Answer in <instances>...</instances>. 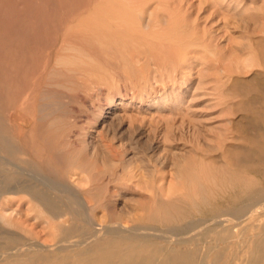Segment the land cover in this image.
<instances>
[{"label":"rangeland","instance_id":"374dc122","mask_svg":"<svg viewBox=\"0 0 264 264\" xmlns=\"http://www.w3.org/2000/svg\"><path fill=\"white\" fill-rule=\"evenodd\" d=\"M180 1L173 0L175 5ZM189 1L195 3L190 9H172L175 24L165 27V47L138 62L128 54L94 49L91 27L86 28L93 0H0V86L5 96L0 131L27 147L26 154L1 144L8 155L0 147V213L7 209L11 219L0 220V264H51L50 254L36 259L16 252L38 241L52 246L58 239L28 195H2L26 186L29 179L36 183L34 176L26 182L24 176L11 175L13 162L64 189L65 196L53 194L59 203L64 198L79 208L75 195H81L85 204L96 207L91 216L98 223L126 225L143 233L141 240L149 233L165 235L151 237L157 245L194 234L187 248L200 260L218 232L202 238L205 222L216 213H237L236 206L247 202V196L236 200L240 189L228 182L230 173L245 169L231 163V147L238 151L237 160L249 156L261 166V171L255 164L245 170L257 178L255 189H264V114L243 105L256 98L264 107V0ZM36 20L45 28L42 33L34 28ZM63 42L60 53L70 62L56 66V43ZM46 63L49 81L41 82L36 98L32 92ZM257 74L256 81H248ZM239 86L247 89L246 95L237 93ZM28 93L38 101L28 115L43 120L35 126L30 121L9 124L10 112ZM237 121L248 125L250 133ZM170 200L190 208L191 215L177 223L152 220L150 213ZM85 213H78V221L66 217L64 228L57 229L65 233L61 239L67 247L84 242L89 228ZM134 243L124 241L120 253L128 256L127 264H147L150 250ZM253 244L245 236L232 246L239 264H250Z\"/></svg>","mask_w":264,"mask_h":264},{"label":"bare ground","instance_id":"6f19581e","mask_svg":"<svg viewBox=\"0 0 264 264\" xmlns=\"http://www.w3.org/2000/svg\"><path fill=\"white\" fill-rule=\"evenodd\" d=\"M151 1H155L156 5L154 4L155 6H153ZM231 1L234 2V0ZM182 2L183 1L181 0L178 3V5H175V2H173V0H93L92 8H90L91 19L89 21V24L86 25V28L88 26L91 27L90 37L94 49L101 53L107 52V53H117V54L119 53L128 54L131 55L132 58L137 59L138 62H141L144 57H147V59L149 60V57L151 56L154 57L155 56L154 54L159 52V49L165 47V43L163 40L165 39L163 38V35L167 33L166 30L167 28L165 27L170 26V24L172 25L175 24L174 22L175 19L172 15L173 13L172 9H174L175 6L177 8H184L185 6L186 8H188L189 6L190 9L195 4V3H191L190 1L187 2L186 0V3L183 7V5L181 4ZM85 8L86 7L84 6L82 7V9L86 10ZM16 17L17 16H15V18ZM37 22L38 20L35 21L34 28L38 32L42 33L45 28L41 26V23L38 24ZM148 37H152V39H149ZM56 44L59 46V48H58L55 65L61 66L62 64L69 63L70 61H68L67 59L68 61L67 62L66 59L60 53L62 50L65 49V47L63 46L64 42L60 45L58 43ZM261 45H262V49H264V38L261 41ZM262 62L264 64V53L262 55ZM48 67L46 63L44 68L40 70V72L37 75V79H36L38 82V85L36 87L37 89L35 90L36 92H32L34 93L36 98L39 97L40 93L38 91L41 84L42 83L46 84V82L49 81L48 80L49 74L46 73ZM259 75L261 74H257L256 76H253V78L249 79L248 81L249 82L256 81L257 76ZM237 84H239L238 81ZM246 91L244 90V87L239 86L237 93L241 96H244L246 95ZM31 94L28 93L27 96H25V98L22 99L21 102L17 105V109L15 108V110L10 112L9 117L7 118L9 124L14 123L16 124V126H22L23 122L27 123L28 121H30L31 123L34 122V126H35L37 125L36 121L38 119L41 120L43 118V117L37 118L36 113H33L32 116L28 115V111L31 109V107L33 108L37 107V102H38L33 100L35 96L31 97ZM45 96L47 95L45 94ZM252 99H251L252 102L243 103V105L251 111L262 109V113L264 114V107L258 106L256 98L255 100ZM4 100H5L4 92L0 86V105H1L0 110L3 106ZM30 101H32V104L30 103ZM239 121L236 122L237 126H239V128L241 127L244 130L243 131L244 133L248 132L249 134L251 130L250 127L248 125H244V123ZM33 131L35 132V130ZM1 144H4V147L10 146L14 152L27 154V147L20 141V138L19 139L17 137L13 139L8 138L0 131V147ZM230 147L227 148L229 149ZM234 147H231V149L228 150V154L231 156L230 161L233 165L244 167L246 169V165L255 164L251 160L252 159L251 157L250 159L248 158L249 156L244 162H241V160L239 159L237 160L235 157L236 156L235 153H237L238 151ZM1 152L5 155L9 154V152L5 148L2 149V147H1ZM12 165L13 168L11 171L12 173L10 172L11 175L18 174L22 177L24 176L26 178V182L30 181V183H28L26 186L23 187L22 186L17 187L16 189L10 188L5 192H3L2 195H7V194L19 195L21 193L28 195L32 199V201H35L36 203L35 206L39 208L40 213H45L46 222L51 223V226L56 230V233L54 234L56 238H58L57 242L54 245L52 244V246L45 244L41 241H38L35 243V245L30 246L27 249L20 248V250L16 252V255L36 258V259L39 258L44 259L45 255L50 254V259L48 260L49 262H51V264H96L97 262H102L103 264H127L128 256L122 255L120 253V250L124 246L123 245L124 241H134L135 242L134 244L137 247L150 250L149 252L151 254L144 257V259L148 261L147 264H239L236 258L237 251L234 250L232 246L240 243V240L241 239L244 240V237L246 236L249 237L250 240H252V242L254 243L253 245L255 246V252L251 255L252 257H250L251 259L249 263L264 264V213H252L254 210L258 212L262 210L264 211V205L260 206L261 199L264 198V189L263 188L255 189L257 178L252 176L250 173L246 172L245 169L244 171L240 170L230 173V175L228 176V182L237 185L238 188L240 189L238 191V195L236 196V200H238L241 196H247V202L236 206L237 213H216L209 220L205 222L207 224L206 226H203L202 230L204 231L206 230V231L200 233L202 238L207 234L214 232L215 230L218 232H216L217 238L215 239V242H213V244H206L207 249L204 253V259H203L204 261H203L198 259V257L195 255L194 252L195 250H190L187 248V245L192 244L191 241L194 238V234L191 235L188 234L185 236L181 235L175 237V239L173 236H172L173 239H169L171 238L169 236V238H167L169 239L168 244L161 243L160 245L155 244L154 243L155 238H151V237L156 236L157 238L161 237L160 239H164L165 235L161 236L160 234L149 233L150 235L148 234V236H145L146 237L145 240H141L140 238L144 234L141 232L137 233V231L134 230L136 231L135 233L131 231L130 228H128V226L126 225H121L118 222L111 224H101L96 222L91 216V213L93 212V210L95 211L96 207H92L85 204V201H83L81 195L79 194L75 195V198H78L79 208L74 207L73 204L69 202L70 200L66 201L67 200L66 198H65L66 200L62 198L61 200L62 203H59L58 201L55 200L53 194L58 196V193H60L62 194V196H65L64 189H59L55 185L42 180L41 177L39 178L34 174L23 171L21 169V164L18 162H13ZM254 167H256V171L262 170L261 166L257 164H255ZM30 176L36 177L35 180L36 183L32 182L29 179ZM40 186H43V188ZM159 206L162 208L161 211H157L155 209V212L150 213V218L152 220L159 219L167 223H177L186 220L192 213L191 211H189L190 208H187L186 206L178 205L174 200L165 201L164 203H160ZM81 210H84L86 212L83 220H85V223L89 226L85 234V239H83L84 242L81 243L80 241L79 243L74 244L73 241L72 243L74 245H70L67 247L61 239L62 237L65 236V233L59 234L57 229L64 228L66 224L65 223L66 217H69L68 219H72V221L74 220L78 221L79 220L78 218L80 216L78 213ZM6 211L7 209L6 210L4 209L3 214L0 213V220L3 223H7L11 220L9 217L10 213H7ZM256 227L258 228L260 227V231L258 233L254 232L255 230L252 232V230L255 229ZM249 231H251V233H249ZM202 238L200 239L199 242L200 244H202ZM180 245L181 247L179 250H177V253L173 255L168 254V252L169 253L173 252L177 248V246ZM158 255L161 256L159 258H154L155 256ZM116 257H118L120 260L119 261L110 260Z\"/></svg>","mask_w":264,"mask_h":264}]
</instances>
